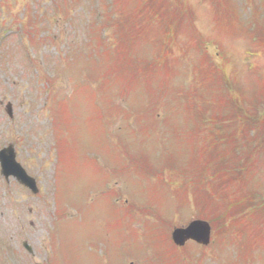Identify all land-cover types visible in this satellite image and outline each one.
I'll return each mask as SVG.
<instances>
[{"label":"rangeland","instance_id":"rangeland-1","mask_svg":"<svg viewBox=\"0 0 264 264\" xmlns=\"http://www.w3.org/2000/svg\"><path fill=\"white\" fill-rule=\"evenodd\" d=\"M238 1L0 0V149L40 188L0 173V264H264V0ZM195 218L211 244L170 249Z\"/></svg>","mask_w":264,"mask_h":264},{"label":"water","instance_id":"water-1","mask_svg":"<svg viewBox=\"0 0 264 264\" xmlns=\"http://www.w3.org/2000/svg\"><path fill=\"white\" fill-rule=\"evenodd\" d=\"M7 111L12 115L11 105H8ZM0 162L3 175L8 178L12 174L22 184L37 192L35 180L26 175L20 165L16 163L15 153L12 147L0 151ZM210 236L211 226L204 220H194L186 227L175 228L172 233L173 240L178 245H184L189 240H194L201 244H208L210 242Z\"/></svg>","mask_w":264,"mask_h":264},{"label":"trees","instance_id":"trees-1","mask_svg":"<svg viewBox=\"0 0 264 264\" xmlns=\"http://www.w3.org/2000/svg\"><path fill=\"white\" fill-rule=\"evenodd\" d=\"M261 4H263L264 5V2H262ZM237 6H238V4H237V0H236V2H235V5H234V7L237 9ZM257 9H259V8H257ZM237 12H239V10L237 9ZM238 14V13H237ZM238 15H240V14H238ZM237 15V18L235 17V21L237 20V19H239V16ZM257 16V15H256ZM31 20V19H30ZM236 23L237 24H245L244 23V21L242 20L241 22L240 21H236ZM250 125V124H249ZM216 147V156L218 155V154H221V155H223V154H226V152H222V151H220L219 149L217 150V147L218 146H215ZM226 151L228 150V149H225ZM227 154H232V153H227ZM238 158V157H237ZM239 166H242V165H239ZM248 173L249 175H252L253 174V172L252 171H250V170H248L247 171V168H242L241 170H239V171H236V174L237 175H239V176H241V174L242 173ZM235 173L234 174H232L231 176H235V178H237V175H236ZM239 212V209L238 210H234V211H231L230 210V214H235V213H238ZM229 214V215H230ZM262 214H263V212H260V213H256L255 214V217H261L262 216ZM261 222L259 223V227L261 228ZM250 226H247L246 228H249ZM262 228H263V226H262ZM258 229L259 228H256V230H254V233L253 234H257V236H261V234L260 233H258Z\"/></svg>","mask_w":264,"mask_h":264}]
</instances>
